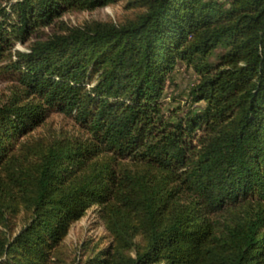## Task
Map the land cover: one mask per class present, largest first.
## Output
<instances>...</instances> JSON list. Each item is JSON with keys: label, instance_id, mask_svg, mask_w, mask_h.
Listing matches in <instances>:
<instances>
[{"label": "trees", "instance_id": "1", "mask_svg": "<svg viewBox=\"0 0 264 264\" xmlns=\"http://www.w3.org/2000/svg\"><path fill=\"white\" fill-rule=\"evenodd\" d=\"M118 1L0 0L15 83L0 100V264H57L92 207L110 242L84 264H264V0H129L122 23H60L11 52ZM178 63L203 106L166 116ZM50 112L80 134L35 135Z\"/></svg>", "mask_w": 264, "mask_h": 264}, {"label": "rangeland", "instance_id": "2", "mask_svg": "<svg viewBox=\"0 0 264 264\" xmlns=\"http://www.w3.org/2000/svg\"><path fill=\"white\" fill-rule=\"evenodd\" d=\"M217 1L221 2L223 0ZM129 3V0H120L92 11L64 12L59 19L54 21L52 26L42 28L37 33L29 36L26 43L12 39L11 52L25 51L32 41L38 37L43 38L51 34L60 23L71 27L82 26L85 23L94 21L102 23H122L128 18H132L138 12L137 9L130 8ZM5 5L6 2H1V7H6ZM10 75L8 73L0 74V100L9 96L13 84H15L11 80ZM196 80L197 76L193 65L185 66L184 64L178 63L174 67L172 72L167 76L161 98L162 110L166 116H172V111L175 110L176 114H183L189 108L197 109L203 106L202 103L190 106V102L187 100V92ZM50 134L79 135L80 130L69 117L56 112H50L45 123L35 130V135L48 136ZM12 221L14 222L16 219ZM19 228L20 226L16 224L12 228V233H17ZM109 242V235L97 213V208L92 207L86 210L79 219L69 226L57 250V264L88 263V257H92L97 251L107 248Z\"/></svg>", "mask_w": 264, "mask_h": 264}]
</instances>
